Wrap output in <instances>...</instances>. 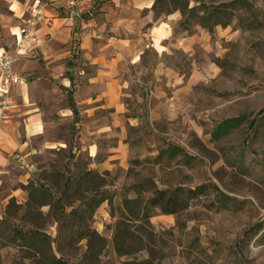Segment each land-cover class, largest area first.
Wrapping results in <instances>:
<instances>
[{
	"label": "rangeland",
	"instance_id": "374dc122",
	"mask_svg": "<svg viewBox=\"0 0 264 264\" xmlns=\"http://www.w3.org/2000/svg\"><path fill=\"white\" fill-rule=\"evenodd\" d=\"M173 11L183 16L178 30L207 39L199 59L208 75L185 123L142 114L136 126H114L112 110L91 117V129H108L91 137L109 162L93 175L69 148L86 122L76 130L69 116L57 121L53 148L21 165L24 198L1 213L0 264H264V0H168L156 16ZM1 44L16 52L15 37ZM184 61L171 55L180 69ZM78 95L89 96L82 86ZM120 127L126 146L112 158Z\"/></svg>",
	"mask_w": 264,
	"mask_h": 264
},
{
	"label": "crops",
	"instance_id": "0c3cea01",
	"mask_svg": "<svg viewBox=\"0 0 264 264\" xmlns=\"http://www.w3.org/2000/svg\"><path fill=\"white\" fill-rule=\"evenodd\" d=\"M95 3L92 13L80 20L69 18L67 9L52 0H0V47L2 41L18 37L16 32L31 9L38 8L43 16L32 31L29 55L21 59L19 68L14 65L22 84L0 98V104L6 102L4 109L0 107V217L10 200L19 203L24 198L21 186L29 175L21 165L53 148L47 138L57 121L69 116V121H77L76 130L81 121L86 122L87 127L79 129L84 138L75 139L69 148L76 157L86 156L85 172L100 175L109 162L100 158L102 143L91 137L98 138L108 129H91V117L112 110L114 126L122 122L136 126L148 116L150 120L176 118L183 124L190 97L208 75L209 68L201 73L199 59L207 39L200 31L178 30L183 20L180 11L155 16L154 0ZM4 50L0 48V53ZM175 51L184 56V68L171 62ZM81 86L89 96L78 95ZM130 86L142 95H125ZM124 96L137 100L139 115H132ZM65 99L67 106L57 108V102ZM125 131L119 128L117 148L107 150L109 157L125 148Z\"/></svg>",
	"mask_w": 264,
	"mask_h": 264
},
{
	"label": "built area",
	"instance_id": "2783aa9c",
	"mask_svg": "<svg viewBox=\"0 0 264 264\" xmlns=\"http://www.w3.org/2000/svg\"><path fill=\"white\" fill-rule=\"evenodd\" d=\"M64 5L71 19L83 20L95 9V0H53ZM43 16L38 8L30 11V18L19 31L20 38L16 37V52L9 53L6 50L0 53V98L7 96L15 87L22 84L23 80L16 75L14 65L18 58L29 53L28 45L33 42L32 31L42 22ZM6 102L0 104L1 110Z\"/></svg>",
	"mask_w": 264,
	"mask_h": 264
},
{
	"label": "trees",
	"instance_id": "16d2710c",
	"mask_svg": "<svg viewBox=\"0 0 264 264\" xmlns=\"http://www.w3.org/2000/svg\"><path fill=\"white\" fill-rule=\"evenodd\" d=\"M166 1H168V0H154L153 10H154L155 16L157 15V13H156L157 7L161 6ZM14 202H15L14 200H10L8 206H10V204H12ZM27 242L30 244L31 241L28 240Z\"/></svg>",
	"mask_w": 264,
	"mask_h": 264
},
{
	"label": "bare ground",
	"instance_id": "6f19581e",
	"mask_svg": "<svg viewBox=\"0 0 264 264\" xmlns=\"http://www.w3.org/2000/svg\"><path fill=\"white\" fill-rule=\"evenodd\" d=\"M16 34H17V36L20 38V36H19L18 32H16ZM157 49H158V50H160V47H159V46H157ZM38 129H40V126H38Z\"/></svg>",
	"mask_w": 264,
	"mask_h": 264
}]
</instances>
